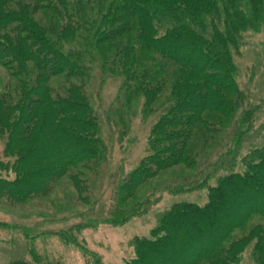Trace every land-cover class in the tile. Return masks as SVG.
<instances>
[{
  "label": "trees",
  "instance_id": "1",
  "mask_svg": "<svg viewBox=\"0 0 264 264\" xmlns=\"http://www.w3.org/2000/svg\"><path fill=\"white\" fill-rule=\"evenodd\" d=\"M263 29L264 0H0V66L14 80L0 94V199L22 204L67 178L88 203L85 174L104 160L101 124L110 127L113 110L92 86L100 69L119 80L117 143L140 101L143 119L153 117L145 153L119 176L102 222L145 213L168 187L206 192L136 236L126 264H240L245 255L264 264V81L241 86L234 59ZM164 176L181 184L162 185ZM94 222L55 234L88 255L76 233ZM31 256L9 264H60Z\"/></svg>",
  "mask_w": 264,
  "mask_h": 264
},
{
  "label": "rangeland",
  "instance_id": "2",
  "mask_svg": "<svg viewBox=\"0 0 264 264\" xmlns=\"http://www.w3.org/2000/svg\"><path fill=\"white\" fill-rule=\"evenodd\" d=\"M234 59L241 86L249 82L252 87L263 83L264 29L257 34H248L240 54ZM99 70L93 71L92 86L95 90L97 87L100 88L102 103L105 106H112L114 110L118 104L116 95L119 80L109 73L102 75ZM13 86V78L0 66V94L12 89ZM113 110L109 121L110 127L108 128L105 123L101 124L102 137L106 143L104 160L95 172L85 174L88 203L78 201L74 187L67 178L55 182L56 184L46 196L22 204L8 205L4 199H0V264H9L10 261L20 257L23 260H29L32 257V250L60 264H86V257L91 260L97 257L104 264H126L134 257L133 239L136 236L147 237L163 212L173 203L182 200L198 203L205 201L204 187L175 193L168 190L174 187H168L153 195L151 205L145 213L132 217L122 225L116 226L102 222V219L110 215L115 206L119 176L126 175L136 167L144 155L146 136L153 121L152 116L143 119L140 101L133 109L137 112L131 117L126 137L122 143H117V135H115L117 129L114 124L118 118ZM261 118L263 119V116H259L256 126L262 121ZM109 131L115 135L112 143L107 140ZM4 140L0 136V159L4 158ZM159 182L162 185L171 186L181 184L171 176H164ZM88 218L94 219L95 224L76 233L78 243H81L87 251L88 255H85L81 251L84 249L65 244L55 233L77 226ZM9 226L17 227L12 229ZM27 229H30L29 233L37 235L32 241L24 236V231ZM240 264L252 263L245 255Z\"/></svg>",
  "mask_w": 264,
  "mask_h": 264
}]
</instances>
